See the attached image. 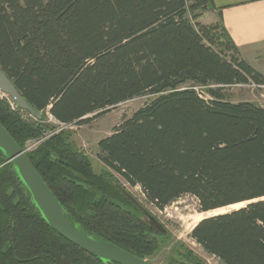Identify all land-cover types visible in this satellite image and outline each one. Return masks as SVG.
<instances>
[{"label": "trees", "instance_id": "16d2710c", "mask_svg": "<svg viewBox=\"0 0 264 264\" xmlns=\"http://www.w3.org/2000/svg\"><path fill=\"white\" fill-rule=\"evenodd\" d=\"M211 9V0H0V70L42 116L0 97V124L22 151L41 141L25 155L76 230L149 264L169 234L115 175L160 211L182 196L200 213L242 205L189 238L219 264H264V106L224 95L264 86V76L220 21L200 22ZM143 96L97 143L106 169L97 174L70 127ZM0 264L116 263L56 233L0 149ZM166 264L206 263L176 242Z\"/></svg>", "mask_w": 264, "mask_h": 264}, {"label": "rangeland", "instance_id": "374dc122", "mask_svg": "<svg viewBox=\"0 0 264 264\" xmlns=\"http://www.w3.org/2000/svg\"><path fill=\"white\" fill-rule=\"evenodd\" d=\"M207 21L208 16H205L204 22ZM224 95L228 101L233 103L250 102L264 106V86H256L253 84L232 86L224 90ZM0 97H6L10 103L12 102L7 96L1 93ZM203 97L209 99L206 95H203ZM147 101L148 97L146 96L127 101L118 105L107 114L92 120L90 123L70 127V130L73 131V141L88 155L94 171L97 174L106 170L98 160L97 143L103 138L110 136L114 129L122 123L123 118H130ZM37 142L39 141L28 142L26 149L29 148V151L33 150L40 143L37 144ZM115 177L124 189L145 208L147 217L156 220L165 229L166 233L169 234L170 240L162 247L161 251L155 257L148 259L150 264H166L171 247L176 242L182 243L206 264H219L215 258L207 255L200 246L193 242L189 238V234L201 220L238 209L242 205L200 213L195 198L192 196H182L160 211L152 204L147 203L140 187H131L120 176L115 175Z\"/></svg>", "mask_w": 264, "mask_h": 264}, {"label": "water", "instance_id": "95a60500", "mask_svg": "<svg viewBox=\"0 0 264 264\" xmlns=\"http://www.w3.org/2000/svg\"><path fill=\"white\" fill-rule=\"evenodd\" d=\"M0 93L7 96L14 106L26 112L30 117L40 120L41 114L31 107L17 91L13 83L0 70ZM0 149H2L16 166L22 180L29 189L34 202L41 211L51 228L69 243L87 254L95 255L107 262L116 264H149L117 247L91 239L76 230L66 219L59 203L40 178L32 164L0 124ZM146 220L160 233L165 234V229L156 221Z\"/></svg>", "mask_w": 264, "mask_h": 264}, {"label": "crops", "instance_id": "0c3cea01", "mask_svg": "<svg viewBox=\"0 0 264 264\" xmlns=\"http://www.w3.org/2000/svg\"><path fill=\"white\" fill-rule=\"evenodd\" d=\"M211 5L200 22L220 21L241 58L264 76V0H211Z\"/></svg>", "mask_w": 264, "mask_h": 264}, {"label": "built area", "instance_id": "2783aa9c", "mask_svg": "<svg viewBox=\"0 0 264 264\" xmlns=\"http://www.w3.org/2000/svg\"><path fill=\"white\" fill-rule=\"evenodd\" d=\"M12 105H14V104H12ZM49 120L52 121L50 117H49ZM52 122H53V121H52ZM64 128H65V127H64ZM39 142H41V141H39ZM39 142H37V144H38ZM29 150H30V149L27 148V149L25 150V152H26V151H29Z\"/></svg>", "mask_w": 264, "mask_h": 264}]
</instances>
